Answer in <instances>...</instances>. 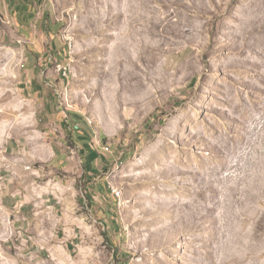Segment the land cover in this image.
I'll use <instances>...</instances> for the list:
<instances>
[{
  "label": "rangeland",
  "instance_id": "obj_1",
  "mask_svg": "<svg viewBox=\"0 0 264 264\" xmlns=\"http://www.w3.org/2000/svg\"><path fill=\"white\" fill-rule=\"evenodd\" d=\"M0 264H264V0H0Z\"/></svg>",
  "mask_w": 264,
  "mask_h": 264
}]
</instances>
